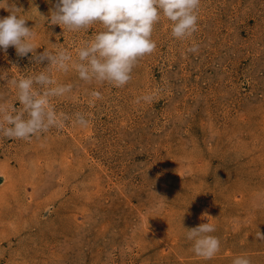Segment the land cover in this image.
I'll return each instance as SVG.
<instances>
[{
    "label": "rangeland",
    "instance_id": "374dc122",
    "mask_svg": "<svg viewBox=\"0 0 264 264\" xmlns=\"http://www.w3.org/2000/svg\"><path fill=\"white\" fill-rule=\"evenodd\" d=\"M55 2L0 0V17L19 9L36 49L0 50V124L23 112L11 79L44 72L53 84H34L40 93L71 85L48 97L56 126L30 139L0 134V264H264V0H200L186 39L161 13L155 50L120 87L32 59L67 50L76 61L103 28L48 23L40 15ZM201 223L220 241L211 258L184 230Z\"/></svg>",
    "mask_w": 264,
    "mask_h": 264
},
{
    "label": "clouds",
    "instance_id": "9594fccd",
    "mask_svg": "<svg viewBox=\"0 0 264 264\" xmlns=\"http://www.w3.org/2000/svg\"><path fill=\"white\" fill-rule=\"evenodd\" d=\"M199 4L200 0H56L54 10H50L48 17L39 14L48 23L68 31L88 28L94 23H100L103 28L77 50L76 61H72L67 50L35 53L32 59L39 64L48 61L46 68L55 66L57 70L65 72L71 62V67L83 81L95 80L117 87L124 86L131 79L138 58L155 50L156 44L151 35L160 14L172 22L171 35L174 38L186 39L197 31ZM17 11L19 9H9L7 17H0V50L6 53L12 46L18 57H24L36 50L32 43L35 33L33 28L26 26V20L16 14ZM198 49L199 45L193 44L188 52L196 53ZM10 83L17 89L23 112L15 115L5 113L3 120L8 126L0 124V134L8 138L30 139L58 124L56 112L48 106V97L69 92L71 85H58L47 88L43 93L37 92L34 84H53L44 72L35 77L11 79ZM91 95L99 98L101 93L93 91ZM144 99L149 100L150 97L145 96ZM75 116L77 124L87 126L84 115L76 113ZM184 230L187 239L193 241L192 250L196 255L211 258L219 251V239L210 235L215 231L212 224L201 223ZM257 239L264 240V234L258 231ZM232 264L251 262L246 257L237 256Z\"/></svg>",
    "mask_w": 264,
    "mask_h": 264
}]
</instances>
